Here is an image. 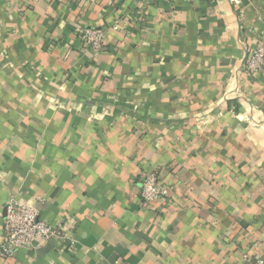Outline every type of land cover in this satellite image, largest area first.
<instances>
[{
    "label": "crops",
    "instance_id": "obj_1",
    "mask_svg": "<svg viewBox=\"0 0 264 264\" xmlns=\"http://www.w3.org/2000/svg\"><path fill=\"white\" fill-rule=\"evenodd\" d=\"M263 36L264 0H0V244L12 198L66 237L0 264L264 257Z\"/></svg>",
    "mask_w": 264,
    "mask_h": 264
},
{
    "label": "built area",
    "instance_id": "obj_2",
    "mask_svg": "<svg viewBox=\"0 0 264 264\" xmlns=\"http://www.w3.org/2000/svg\"><path fill=\"white\" fill-rule=\"evenodd\" d=\"M153 1V0H151ZM120 23L112 29L120 30ZM83 43L89 51L94 53L105 49V31L102 28L79 29ZM245 72L252 77L264 70V36L260 43L250 51ZM141 199L144 203H152L169 196V189L162 184L161 177L156 170L144 174L140 184ZM66 239L63 230L41 219L37 208L20 203L14 198L6 205L0 244V257L13 258L21 250L32 251L36 244L53 243ZM247 264H264V257L254 258L250 254L244 256Z\"/></svg>",
    "mask_w": 264,
    "mask_h": 264
}]
</instances>
